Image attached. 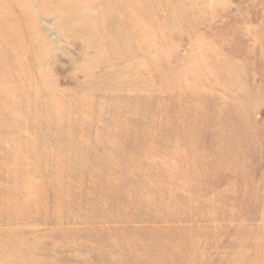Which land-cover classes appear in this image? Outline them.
Segmentation results:
<instances>
[{
	"label": "rangeland",
	"instance_id": "1",
	"mask_svg": "<svg viewBox=\"0 0 264 264\" xmlns=\"http://www.w3.org/2000/svg\"><path fill=\"white\" fill-rule=\"evenodd\" d=\"M0 264H264V0H0Z\"/></svg>",
	"mask_w": 264,
	"mask_h": 264
}]
</instances>
